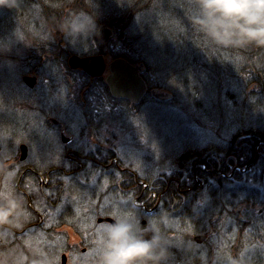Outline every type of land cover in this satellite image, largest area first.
Here are the masks:
<instances>
[{
	"label": "flooded vegetation",
	"instance_id": "af4514ba",
	"mask_svg": "<svg viewBox=\"0 0 264 264\" xmlns=\"http://www.w3.org/2000/svg\"><path fill=\"white\" fill-rule=\"evenodd\" d=\"M16 1H18L20 13L0 14V96H2L0 97V252L4 254L0 256V263H7L4 260L7 246H13L14 249L25 253L24 255L29 261H44V264H54L50 257L57 255L58 264H62L63 260L65 264H77L78 262L72 260V255H77L76 259L80 260L82 254H86L87 245L84 241H91V243L87 242L88 246H91L90 250L95 247L93 241H98L99 236H103L105 242L106 234L102 233V228H106L111 222L100 221V219L108 218L111 220H125L131 223L134 228L138 226V231H149L154 235V231L147 229L150 222L151 227L157 229L160 240L159 247L155 250V253H158L157 256H160L154 264H189V261L193 264H199L200 257L203 256L206 258L204 264H220L219 259L222 264H230L231 258L239 260L240 256L243 260L241 263L246 264L243 254L248 241H216L218 237L230 238V235L224 236L222 233L223 231L230 232V224L225 220L221 221L223 225L219 231L214 229L215 224H211L212 228L208 229L211 223L210 220L209 224L204 227H207L208 240L206 241L205 238L199 244H196V241H190L191 239L189 241L186 239H182L183 241H167L161 238L164 222L160 215L165 212L166 208L170 207L175 211L176 209L182 211L186 221L184 224L193 220V212L190 208L197 202V198L200 199L204 195L201 188L203 182L210 175V173L198 174L196 168L202 165V169L205 171L206 165L202 164L201 161L194 160V158L190 161L187 159L191 167L187 165L189 168L187 167L185 170H176L175 172L173 170V175H167L166 173L154 174L150 169L152 174L143 173L144 176L137 181L132 167L130 168V164H128L129 161L127 162L128 165H125L126 160L116 156L115 147L114 149L110 145L106 146L99 143L96 138L95 141L92 140V135L98 132L101 120L95 121V125H89L92 128L88 130L89 126L85 124V113L80 110L67 109L68 105L64 109H57L58 105L53 99L54 96L56 99L58 94H62L58 88H64L66 73H70V71L83 72L80 69L70 70L67 60L71 56L79 57L78 55L84 57L98 55L103 58V56L110 54V44L115 39L116 33L107 38L106 45L99 40L100 32L105 28L104 25L98 26L94 23L95 28L88 37L84 39L86 34L83 32L77 36L78 41H80L78 44L82 43V46L78 47L79 49L86 48L87 52L85 54L78 51L72 52L68 48L71 39L69 34L66 37L59 35L60 55L66 60L65 65L67 66L61 70L58 68L59 65L62 66L61 60V63H56L57 57L51 53V49L53 50L54 43H56L54 38L42 42L43 45L38 46L36 49L31 50L29 48L25 51L21 49L19 44L21 40L18 39L13 44L8 40L9 35L14 32L13 29L20 22V18L28 16L26 9L35 5L40 12L35 17H44L45 27L46 21H49V25L59 23L61 18H57L53 14V11H58L56 9L58 1ZM43 2L49 5L46 7V14L43 11L45 9L43 8ZM35 17L34 23H38V19ZM62 21L66 22L67 30H69L70 20L63 18ZM52 34H54L53 31ZM40 36L41 38H38V41L43 40L42 35ZM7 44L10 48H6ZM86 44L87 46H85ZM100 45L101 47L102 45L105 46L103 48L105 53L95 54L101 49ZM117 45V49L121 51L122 44L117 42ZM93 51L94 53L91 54ZM8 65H11L13 74L9 72ZM108 67L107 76L110 74V64H108ZM30 76L34 79V81L31 79L30 88L32 89L39 82L41 83L42 94L37 97L34 105L29 109L27 104L22 108V93L25 94L26 89L22 90L21 87L23 86L17 83L25 84V78ZM104 87L112 108H114V105L123 107V109L118 107L120 110L111 107L104 110L105 114L109 113L110 115L109 125L112 123L119 125V117L124 122L129 123L130 118H127L128 115H121L122 112L128 111L126 108L124 109L125 104L119 105L118 103V100H121L128 106V100L113 97L105 80ZM54 91H56V94H53ZM63 91L64 89L61 92ZM96 100L97 98L93 99L95 105H101L99 103L101 101ZM18 105L20 108L17 107ZM2 108L5 110H2ZM29 111L31 114L28 118L31 119L33 116L41 118V126L43 127L40 130L42 133L38 129L28 131L31 124L28 121L30 119L23 118L22 113ZM5 112L9 113L13 120L16 116L14 126L6 133L2 129L6 119L9 118L4 115ZM45 117L47 126L43 122ZM49 126L54 130L56 137H59L62 147L58 148L59 141H55V137L51 135L52 130L49 131L51 129ZM57 131L61 132L59 136ZM49 141L56 148L47 152L46 159H50V155L53 156L54 151L58 148L60 149V156H63L62 165L37 164L41 159L40 153L44 151L46 145L50 144ZM89 141L92 142V145ZM34 149H37L38 153L31 157L30 155ZM148 154L151 155V153ZM34 157L35 159H33ZM183 165L177 164L178 167ZM208 172H212V170ZM212 177L216 179L217 175L212 174ZM151 180L158 182V185H153L154 188L158 187V192H156V189L150 188L151 184L146 183ZM133 183L141 186V198L136 200L138 205L126 206L125 209H122L124 211L122 216L113 215L111 213L113 211L112 204L104 206V201L101 199L102 194L111 193V198L120 195L129 196L132 193ZM80 194L83 197L82 199H79ZM119 210L120 208L117 209V211ZM134 212L136 213L134 214ZM261 212L264 213V211ZM136 214L138 217H136ZM212 217L213 220L218 219L215 216ZM197 220L198 218L193 220V223ZM82 232L86 235H81ZM183 242L196 248V251H192V253L183 251L178 246L179 243L183 244ZM254 242L260 250L264 249V241ZM54 244L59 249L57 253ZM204 246L207 247V252L200 255L198 249ZM40 247L44 249V252H41ZM100 249L101 253V246ZM182 252L186 256H182ZM38 256L46 257V259L39 260ZM257 262L258 264H264V259L258 257Z\"/></svg>",
	"mask_w": 264,
	"mask_h": 264
},
{
	"label": "rangeland",
	"instance_id": "374dc122",
	"mask_svg": "<svg viewBox=\"0 0 264 264\" xmlns=\"http://www.w3.org/2000/svg\"><path fill=\"white\" fill-rule=\"evenodd\" d=\"M13 0H10L11 7L8 6H0V14L1 13H12V14H18V1L15 3L12 2ZM86 0H62L61 2L56 3V9L58 10L57 12L53 11V14L57 18H61L60 22L52 23L49 25V21H46V27L44 25V17L41 16H36L35 15L39 12V8L35 5L33 7H30L29 9L27 8L26 10L28 11L27 14L28 16H22L20 18V22H18L17 26L12 34L9 35L8 40L11 41V44H13L16 40H21L19 44L21 45L22 50H29V48L36 49L38 46H41V44L44 41L50 40V38H54V48L53 50L51 49V53L54 54V56L57 57L56 63H61L62 66L59 65L58 68L63 70V68L67 67L66 60L62 58L60 55L59 51V35H62L63 37H66L68 34L71 36V39L69 40L68 48L72 52H77L76 50L80 51L78 46H82V43L78 44V39L77 36L81 32H74L72 29V20L74 17V14L78 12V6H82V8H86L87 3L85 2ZM82 2V3H81ZM90 5L94 7L96 11L93 9L91 10L92 15L94 16L95 20L94 23H96L98 26L100 25H105L107 28L111 29L114 33H116L111 27H109L108 24L109 21L112 18V15L106 12L107 15L98 11L97 10V0H87ZM104 2H100L99 4H103ZM49 6L48 3L43 2V11L44 14H46V7ZM128 6H130V0H107L106 6H104L105 11L106 10H112V11H124ZM88 8V7H87ZM193 14V13H192ZM192 14L189 13V17L191 18ZM185 15V9L184 7H180V13L175 16L171 22V24H176L178 23ZM33 16V18H31ZM34 17L38 19V23H34ZM111 17V18H110ZM63 18H68L70 20V29L67 30L66 27V22H63ZM164 23V22H162ZM4 28V27H2ZM41 30L42 33L38 34ZM52 31L54 34H52ZM92 31V30H91ZM91 31H85L83 32L86 34L84 36L88 37V35L91 34ZM123 30L117 33H122ZM41 41H38V38H41ZM95 35V34H94ZM95 37V36H94ZM96 38V37H95ZM92 41V40H91ZM93 42V41H92ZM140 42V41H139ZM142 47L145 49L147 53L148 59L151 61L152 67H156L160 61L161 58H163L164 52L162 48H160L158 45H156L153 41L151 40H146L143 42V44L140 42ZM87 46V44L85 45ZM84 46V47H85ZM117 43L115 45H112V51L114 52L112 55L107 54L106 56H103V64H104V70L100 75H95L92 76L83 69L80 68H71L68 64V67L70 70H76L80 69L83 72L79 71H70V73H66V84L64 88H58L60 89V93L56 96H54L53 101L58 105L57 109H64L67 107L71 108L72 110H80L81 112L85 113V124L86 126L89 125H95V121L101 120L102 122L100 123V127L98 128V132L94 133L92 135V140H96L99 143H102L106 146L110 145L112 148L115 150V154L118 158H121L122 160L125 161V165L130 164V168L132 167V171L135 173L136 180H140L139 178H142L144 175L143 173H149L150 169L153 171V173H172L173 169H169L170 166L167 165L168 162L167 160L164 162H161V155L166 154V150L170 151L172 150L173 147L175 146H182L185 144H191L192 142H195L197 144H205V141L212 140V135L214 134L215 131H219L216 128V124L218 123L221 125V131L226 132L227 128H234V126H245V125H258V126H263L264 125V108L259 109V105L264 106V100H257L256 107L255 109L249 108L247 105L248 104H253L251 101L248 102H242V97L240 98L239 102L236 103L235 106L229 105V102L225 100H221V107L227 109L226 113H224V117H219L217 112L219 111L218 107L213 101H210L208 99L203 98L208 92L209 95H214V97L218 98L220 95L218 94V91H220L221 87H219L217 84L210 82L211 85L207 86L204 93L205 94H200L196 98V102L200 103L202 99V104L203 108H194L192 107L189 103L185 102L184 98L181 96H177L176 99L173 102L169 101H162L159 99V97H155L154 95L151 94H145L137 103L131 102L129 99H127L129 105L126 106L124 105L126 112H120L122 116H127L128 119L130 118V122H124L120 117H119V125L116 124H111L109 125V113L105 114L104 110L110 109L111 103L105 93V87L102 83H104V80L107 77L108 74V64H110L113 60L116 59H128V57H119L120 52L117 49ZM101 47V45H100ZM102 47H105L102 45ZM6 48H10V46L7 44ZM50 52V51H49ZM41 53L39 54L40 57ZM79 57H84L82 55H78ZM241 57H239L240 60ZM61 60V62H60ZM236 60V59H235ZM214 63H212V66ZM106 67V69H105ZM9 72L13 74V70L11 68V65L7 66ZM144 69V66H143ZM150 73L152 72L151 69L149 71ZM87 76V78H86ZM218 73H213L212 77L214 80H219L223 79L226 82H229L231 84L235 83V80L232 78V76H228L227 78H220L218 77ZM31 77V76H30ZM29 79H33L31 77ZM28 79V81L24 80L25 84H22L21 82H18L17 84L21 87L22 90L26 89V93H22V108L27 104L28 108L32 105H34L35 101L37 100V97H39L42 93V87L41 83L37 82L36 85L31 89L29 83L31 81ZM152 85H158L160 84V80L157 77V74L154 72L153 79L150 81ZM15 86V85H14ZM163 88V87H161ZM64 89L63 92H61ZM166 89V88H164ZM164 89L158 88L156 91H165ZM53 94H56V91H54ZM52 94V95H53ZM111 94V93H110ZM113 96V95H112ZM2 97V96H0ZM114 97V96H113ZM97 98L98 101H101V105H95L93 99ZM115 98H121V97H115ZM156 100L158 102H163V104H154L152 100ZM96 100V101H97ZM119 101V105L123 104L121 100ZM142 101V102H141ZM2 103V102H1ZM140 105L138 106V113L136 114H131L130 115V107L132 111V105ZM248 103V104H247ZM18 108L19 105L17 106ZM114 108L112 109H118L120 106H113ZM123 109V107H120ZM2 110H5L2 108ZM205 110H207L205 112ZM6 111L10 112L9 110L6 109ZM136 112V109L133 110ZM31 112H23L22 116L25 119H30L28 118L30 116ZM6 117H9L6 119V122L3 124L2 129L6 133L11 127L14 126L15 124V119L16 116H14V120L11 119V116L9 113L5 112L4 114ZM81 117V115H80ZM199 119L197 122V125H193L194 121L196 119ZM94 119V120H93ZM30 126L28 128V131L31 129H38L41 133L42 131L40 130L41 127V118L39 116H33L30 120ZM44 125L47 126V121L46 117L43 118ZM201 126V127H198ZM50 127V126H49ZM51 128V127H50ZM92 128V126H89L87 129ZM52 128L49 129L51 132ZM58 136L60 131H57ZM220 133V131H219ZM53 137H55V141H59V137H56L54 130H52ZM95 136V137H94ZM222 137H225L223 134ZM38 142V141H37ZM90 142V145H92V142ZM50 143V141H49ZM36 145V143H35ZM62 143L59 141L58 148ZM37 146V145H36ZM40 146V145H38ZM62 147V146H61ZM53 144H48L44 148V151L41 152V159L40 162L37 164L38 165H62L63 164V159L59 154L60 149H56L54 151V155H50V159L47 158V152L52 151L55 149ZM38 151L37 149H34L32 154L30 155L31 157L35 154H37ZM148 153H151L149 155ZM207 157V156H206ZM37 158V157H36ZM53 158V159H52ZM35 159V157L33 158ZM53 160L52 162H50ZM130 163H129V162ZM128 162V164H127ZM143 165V166H140ZM202 169V167H201ZM171 171V172H169ZM175 172V171H174ZM152 174V173H150ZM174 174V173H173ZM218 178V176H217ZM264 180V177H263ZM140 182V181H139ZM149 184V181L146 182ZM210 183L209 181L207 183L203 182V187L201 188L203 191L206 190V185ZM133 188L139 189L141 186H138L137 183H133ZM143 191V190H141ZM263 190L260 191L262 193ZM130 193L129 196L125 195L124 198H119L118 197H112L111 193H103L101 196V199L104 201L103 205L107 206L108 204H112V210L111 213L115 216H122L124 214L122 209H125L126 207V202L128 205L132 206L138 205L137 199L141 198V192H135L134 196ZM264 195V193L262 194ZM263 197V196H261ZM82 195H79V199H82ZM123 201V202H119ZM258 202H263L261 200H258ZM206 203V196L205 192L204 195L198 199L197 202L193 205L190 210L193 212L192 214V219L195 220L198 218L197 222L193 223V220L188 221L187 224H182L179 223V220L175 214H182V211L179 209H176L175 212L173 213H168L163 212L160 217L162 218L164 224L162 226V235L161 238H164L167 241H183L182 239H186L189 241V238H187V235L191 236H204L206 238V241L208 240V234H207V227L203 231L204 233H199L196 234V231H199L201 226L203 228L209 224V221L211 220L210 225L208 226V229H211L212 226L211 224H215L214 229L216 231L220 230V227H222L223 223L219 219H214L211 216V214L205 213V212H200V209H203L204 204ZM238 204V205H237ZM235 206L232 203V207L230 208V211L232 212H237L238 213V218L242 223H249L251 221H256L258 220V223L264 222V213L260 212V210L263 208L262 204L260 203H255L253 205H250V203H247L249 206L246 208L245 203H237ZM120 208L119 211L117 209ZM205 208V207H204ZM136 210V209H135ZM264 211V210H263ZM131 213V210H130ZM136 212H134L135 214ZM136 217L137 214H136ZM216 217V216H215ZM107 219V218H105ZM105 219H100V221H103ZM263 220V221H262ZM95 222V218H94ZM184 223L186 221L184 220ZM193 224V225H192ZM234 224V223H233ZM235 226L230 227V232L229 231H223L224 236H229V239H226L224 237H218L216 241H236L235 236H232L233 232L236 231ZM262 228V227H260ZM136 229L138 230V226H136ZM142 229V228H141ZM148 230H151L152 232L154 231L155 234L152 236H157L158 237V231L154 227H151L150 222L148 224ZM202 229V228H201ZM105 228H102V233H105ZM166 230V232H165ZM149 232V231H147ZM143 233V232H142ZM151 233V232H150ZM160 233V234H161ZM264 234V233H263ZM81 235H86L85 233L82 232ZM85 237V236H82ZM92 237V236H91ZM106 238V237H105ZM248 239L253 240L252 238H248L244 232H243V237H241L240 241H248ZM103 241V242H101ZM192 241V240H190ZM203 241V240H202ZM91 243V241H84V243L87 245L86 246V254H82V257H80V260H77L76 257L77 255H72V260L75 262H78L77 264H100V246L103 248L104 246V238L103 236L98 237V241H93L94 243V248L90 250L91 246H88V243ZM196 244H199V242H196ZM55 245V244H54ZM178 246L185 252L187 253H192V251H196V248H193L192 246L188 245L187 243L183 242V244L179 243ZM56 253L59 250L56 245ZM41 252H44V249L40 247ZM245 253L243 254V257L247 259L248 262L250 263H258L257 258L262 257L264 259V249L260 250L254 240L253 241H248L246 244L245 248ZM94 251V253H93ZM199 254L207 252V247L204 246L201 249H198ZM79 252V251H77ZM55 253V254H56ZM4 260L7 261L6 264H44V261H29L25 253L19 251L18 249H14L13 246L8 247L7 246V251L5 253ZM4 255L0 252V256ZM156 259L159 258L158 253H155ZM182 256H186L184 252L181 254ZM39 260H45L46 257H41L38 256ZM200 264H204L206 262V258L200 257ZM189 259V258H188ZM50 260H53L52 263L58 264V256L54 255L50 257ZM242 256L239 257V260L231 258L230 259V264H244L241 263ZM218 262L222 264V261L219 259ZM246 263V262H245ZM1 264V263H0ZM189 264H193L191 261H189Z\"/></svg>",
	"mask_w": 264,
	"mask_h": 264
},
{
	"label": "trees",
	"instance_id": "16d2710c",
	"mask_svg": "<svg viewBox=\"0 0 264 264\" xmlns=\"http://www.w3.org/2000/svg\"><path fill=\"white\" fill-rule=\"evenodd\" d=\"M57 1L61 2L62 0ZM12 2L15 3L16 0ZM85 2L90 11L92 9L96 11L87 0ZM100 2L104 3L99 4ZM106 2L107 0H97V10L102 12L103 16L107 15L106 12L112 15L106 25L116 32V37L110 44L109 53L111 55L114 53L111 50L112 45L114 46L117 42L121 43L119 57H128L127 60L130 63H142L144 81L148 88L154 90L166 88L162 92L169 94V102H173L177 96L182 95L185 102L192 107L203 108L202 99L200 103H197L196 98L200 94H205L204 91L207 86L211 85L210 82L221 87L218 91L220 97L216 98L214 95H209L208 92L203 98L216 104L219 109L217 112L219 117H224V113L227 111L221 107V100L235 106L242 97V102L251 101L253 103H247L251 109L257 108L255 104L257 100H264V48L219 46L210 42L193 25L189 17V13L192 14L194 11V0H130V6L124 11H105ZM181 6L185 9V15L173 25L171 22L180 13ZM80 9L82 6L79 5L77 11ZM18 13H20L19 10ZM121 30H123L122 33H117ZM145 39L153 41L162 48L165 54L163 58L158 59L160 63L154 68L145 49L140 44V42L143 44ZM103 48L101 47L95 54H104ZM93 53L94 51L91 54ZM239 57H241L240 60ZM212 63H214L213 66ZM154 72L160 80L158 85L150 83ZM214 72L218 73L220 78H227L231 75L235 83L231 84L223 79L214 80L212 77ZM102 84L104 85V83ZM152 101L156 105L163 104L154 99ZM123 103L126 104L124 101ZM130 105L132 104L130 103ZM138 106L140 105H132L134 107L132 111L130 107V115L138 113ZM262 108L264 106L259 105V109ZM134 109L136 112L133 111ZM198 121L197 118L193 125L196 126ZM220 127L221 125L217 123L216 128L220 133L215 131L212 140L205 141L204 145L192 142L179 148L176 146L170 151L166 150V154L161 155L160 158L162 162L167 160L169 169L172 168L174 171L191 167L187 159L190 161L194 158V160L201 161L206 165V170L201 169L202 165H199L196 172L198 174L210 173L205 181V183L208 181L210 183L206 185L204 191L205 208L200 209V212L207 213L209 211L211 216L216 214V217L221 221L229 222L230 227L235 226L236 231L232 236H235L236 241H240L243 232L254 241H264V223L257 221L242 223L238 218V213L230 211L232 203L234 206L237 203H250V205L260 203L264 208V195H262L264 193V125L250 124L234 126V128L225 126L226 132L221 131ZM223 134L225 137H222ZM257 143H259L258 146ZM245 161L246 164L248 163L247 167L244 165ZM177 164L184 165L178 167ZM211 170L212 172H208ZM231 172L233 175L226 177ZM244 172L247 176L252 174L261 178L254 179L249 183L246 179L241 178ZM212 174L217 175L218 178L214 179ZM154 183L158 182L149 181L150 188L156 189L158 192V187H153L156 185ZM131 190L134 196V193L139 192L140 188L136 190L131 188ZM261 190H263L262 193H260ZM258 200L263 202H258ZM201 228L196 231V234L204 233L205 228L203 226ZM253 240L248 239V241Z\"/></svg>",
	"mask_w": 264,
	"mask_h": 264
},
{
	"label": "clouds",
	"instance_id": "9594fccd",
	"mask_svg": "<svg viewBox=\"0 0 264 264\" xmlns=\"http://www.w3.org/2000/svg\"><path fill=\"white\" fill-rule=\"evenodd\" d=\"M0 6L11 7L10 0ZM94 16L86 7L74 14V32L94 30ZM194 26L219 46L264 48V0H194ZM106 239L100 264H154L160 240L148 237L125 220H112L105 228Z\"/></svg>",
	"mask_w": 264,
	"mask_h": 264
},
{
	"label": "water",
	"instance_id": "95a60500",
	"mask_svg": "<svg viewBox=\"0 0 264 264\" xmlns=\"http://www.w3.org/2000/svg\"><path fill=\"white\" fill-rule=\"evenodd\" d=\"M113 35L108 28H103L99 35V40L103 41L107 45V38ZM68 64L71 68H80L89 73L92 76L100 75L104 70L103 59L101 56H91L80 58L77 56H71L68 60ZM143 64H130L124 59H116L110 63V74L106 77L105 82L109 88V92L114 97L127 98L133 103H137L146 92V85L144 80L140 77L142 73ZM29 78H25L28 81ZM31 81V79H29ZM121 82H124V86ZM31 85V83H29ZM151 94L155 97H162V94H157L155 91H151ZM246 208H248V204ZM112 222V220L105 219ZM143 228V225H142ZM143 230V229H141ZM144 235L151 237L150 232L144 231ZM187 238L201 242L205 239L204 236H190ZM62 264H65L64 260Z\"/></svg>",
	"mask_w": 264,
	"mask_h": 264
},
{
	"label": "bare ground",
	"instance_id": "6f19581e",
	"mask_svg": "<svg viewBox=\"0 0 264 264\" xmlns=\"http://www.w3.org/2000/svg\"><path fill=\"white\" fill-rule=\"evenodd\" d=\"M86 48H81V50L80 51H78V50H76V51H78L79 53H81V54H85L87 51L85 50ZM85 57H90V56H85ZM143 80H144V72L142 73V75L140 76ZM122 83V85L124 86L125 84H124V82H121ZM163 96H162V98H163V100L162 101H168V98H167V96H166V94L165 93H163L162 94ZM163 103V102H162ZM257 146L259 145V143H257L256 144ZM259 150V149H258ZM162 162V161H161ZM250 163V162H249ZM248 164V163H247ZM247 164H246V161H245V166L247 167ZM246 167H245V169H246ZM245 172H246V170H245ZM242 173V176H241V178H243V179H246V181H248L249 183H251L254 179H260L261 177H259V176H254V175H252V174H250V175H248L247 176V174L246 173ZM150 173V172H149ZM168 175H173V173H168ZM233 175V172H231L230 174H228L227 176L228 177H231ZM151 181H154V180H151ZM157 185V184H156ZM119 198H124V195H120L119 196ZM119 202H123V201H119ZM126 204V206H128V204H127V202L125 203ZM166 210L168 211V213H173V212H175V210L174 209H171L170 207H168V208H166L165 209V212H166ZM176 216H177V218H178V220H179V223H182V224H184V216H183V214H175ZM213 216H217L216 214H212ZM257 222H258V220H256ZM261 223H264V222H261ZM263 228H264V224H263ZM152 234V233H151ZM247 259H248V257L245 259V261H246V263H248V264H255V263H250V262H248L247 261Z\"/></svg>",
	"mask_w": 264,
	"mask_h": 264
}]
</instances>
